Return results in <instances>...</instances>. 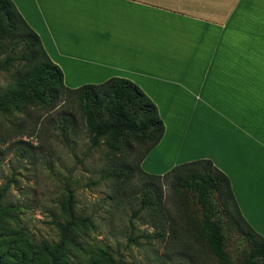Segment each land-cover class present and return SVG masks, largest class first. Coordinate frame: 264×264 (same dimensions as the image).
<instances>
[{
	"label": "crops",
	"instance_id": "1",
	"mask_svg": "<svg viewBox=\"0 0 264 264\" xmlns=\"http://www.w3.org/2000/svg\"><path fill=\"white\" fill-rule=\"evenodd\" d=\"M12 1L67 87L122 77L155 103L165 131L143 170L164 174L146 165L171 144L176 164L211 160L229 178L245 220L264 237V0ZM76 60L96 68L79 71ZM78 76L91 80L67 81ZM178 111L184 113L171 123L162 114L175 118Z\"/></svg>",
	"mask_w": 264,
	"mask_h": 264
},
{
	"label": "trees",
	"instance_id": "2",
	"mask_svg": "<svg viewBox=\"0 0 264 264\" xmlns=\"http://www.w3.org/2000/svg\"><path fill=\"white\" fill-rule=\"evenodd\" d=\"M0 56H4L0 70L12 69L11 83L0 94V114H23L34 107L53 110L62 101H74L85 120L91 148H108L106 165L113 168L105 178L112 179L123 193L135 189L133 195L140 206L134 217L143 211L149 214L155 232L144 234L145 238L165 240L169 235L172 241L181 242L188 264H208L206 258L215 264H237L227 250L229 235L237 232L246 243L238 264H264V237L245 220L229 178L211 160L187 162L164 175L143 170L142 162L160 143L165 126L155 103L137 84L112 77L100 84L67 87L61 68L12 0H0ZM163 182L199 205L197 221L186 216L185 227L174 220L168 230ZM11 186V182L0 186V264H121L107 249H87L94 220L76 213L70 188L64 189L55 218L58 239L37 242L16 225L20 206L10 202ZM176 210L184 213V208Z\"/></svg>",
	"mask_w": 264,
	"mask_h": 264
},
{
	"label": "rangeland",
	"instance_id": "3",
	"mask_svg": "<svg viewBox=\"0 0 264 264\" xmlns=\"http://www.w3.org/2000/svg\"><path fill=\"white\" fill-rule=\"evenodd\" d=\"M65 25L64 22L58 31L62 43L67 34ZM76 52L80 59V49L76 48ZM3 57L0 56V60ZM64 62L68 61L64 59ZM71 63L79 71L86 67L96 68L80 60ZM184 67L191 69V63H185ZM11 78L12 69L0 70V94L6 92ZM90 80L87 77L82 80L78 76L75 80L69 77L67 81L82 83ZM179 112L182 111L175 112V118H172L171 112L162 114L171 123L177 120ZM90 139L85 120L72 100L62 101L53 110L34 107L23 114H0V186L8 182L12 184L10 202L20 206L16 213V225L37 242L57 240L55 218L59 201L64 189L70 188L75 195L76 213L94 220L87 241L88 250L94 247L107 249L121 264H188V253L181 242L172 241L169 235L165 240L144 237V234L155 232L149 214L143 211L133 216L140 206L139 200L133 195L135 189L123 193L116 189L112 179L105 178L113 168L111 164L110 167L106 165L108 148L105 145L91 148ZM175 152L176 144L156 149L146 167L169 173L181 165L176 164L177 160L172 157ZM184 159L186 156L179 161ZM161 193L169 219L168 230L174 220L185 227L186 216L194 221L201 217L199 205L192 198L172 190L169 183L163 182ZM177 208H184V213H179ZM240 240L238 233L233 232L227 241V250L237 264L246 247V243ZM193 246L199 248L195 244ZM205 261L215 264L212 258H206Z\"/></svg>",
	"mask_w": 264,
	"mask_h": 264
}]
</instances>
